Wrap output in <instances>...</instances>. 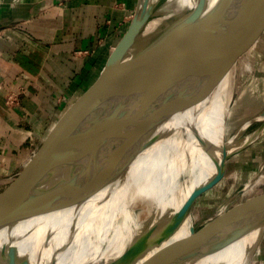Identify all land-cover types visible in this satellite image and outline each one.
Segmentation results:
<instances>
[{"label":"bare ground","instance_id":"obj_1","mask_svg":"<svg viewBox=\"0 0 264 264\" xmlns=\"http://www.w3.org/2000/svg\"><path fill=\"white\" fill-rule=\"evenodd\" d=\"M226 1L223 18L229 20L240 9L246 14L244 21L225 39L221 38L229 28H218L217 45L188 79L151 108L143 130L120 146L114 137L115 148L94 151L92 159L66 171L65 192L52 210L15 219L22 206L31 202L28 193L35 176L27 190L14 188L8 196L0 195V259L8 257L10 248L19 261L26 259L28 264H57V256L58 264H247L257 256L256 244L264 228L259 213L238 215L227 223L220 238L207 240L196 234L193 225L192 206L197 195L175 219L194 193L195 184L207 190L244 143L264 137V108L245 121L257 120L262 127L236 146L235 137L231 140L225 127L235 74L244 69L246 60L250 63L256 43H262L257 35L264 26V1L251 12H246L250 8L245 9V0ZM197 2L164 0L165 10L160 6L154 12L142 31L143 38L171 15L191 9ZM217 2L207 0L206 10ZM188 45L185 39L184 53ZM132 116L127 115L134 119ZM171 142L178 147L170 150ZM188 146L191 156L186 155ZM162 164L169 170L179 167L185 174L174 182L168 174L157 176ZM107 167L113 168L110 175L88 190ZM63 173L59 170L56 181ZM258 177L242 190L252 192ZM37 199L30 207H36Z\"/></svg>","mask_w":264,"mask_h":264},{"label":"water","instance_id":"obj_2","mask_svg":"<svg viewBox=\"0 0 264 264\" xmlns=\"http://www.w3.org/2000/svg\"><path fill=\"white\" fill-rule=\"evenodd\" d=\"M163 1L137 0L128 28L109 57L105 70L73 103L45 141H42L34 154L35 158L23 170L24 177L20 181L35 175L37 171L31 166L33 163L49 161L33 179L28 193L32 203L35 197L38 198L37 205L30 207L32 204L28 201L17 212L16 220L32 213H41V210H52L58 198L65 192L63 180L66 171L86 159H92L94 151L115 148L114 137L115 143L120 146L143 130L150 117L151 108L159 104L167 92L188 79L196 65L217 45L215 35L218 28H229L221 38L225 39L244 21L246 15L238 9L226 20L223 18L226 0H219L209 10H206L207 0H198L193 8L171 15L164 23L155 27L149 36L143 38L144 27L152 20L154 12L162 6ZM263 1L245 0V9L250 8L246 12L253 11ZM185 39L189 40V48L184 53ZM130 113H133L134 119L127 117ZM68 119L67 135L58 146L56 143L59 132L65 129ZM59 170L64 173L56 181ZM112 171L113 168L107 167L93 180L88 190L97 187ZM200 188L195 189L192 196L183 203L175 219L184 214ZM246 212L249 216L259 213L264 227V193L248 199L215 222L202 237L204 240L211 236L220 238L227 223L234 222L238 215ZM225 242L223 244L228 241ZM10 251L6 264H28L26 259L18 260L13 248Z\"/></svg>","mask_w":264,"mask_h":264},{"label":"crops","instance_id":"obj_3","mask_svg":"<svg viewBox=\"0 0 264 264\" xmlns=\"http://www.w3.org/2000/svg\"><path fill=\"white\" fill-rule=\"evenodd\" d=\"M136 2L0 0V183L29 161L42 127L53 125L58 110L47 100L85 66L80 52L120 34Z\"/></svg>","mask_w":264,"mask_h":264},{"label":"rangeland","instance_id":"obj_4","mask_svg":"<svg viewBox=\"0 0 264 264\" xmlns=\"http://www.w3.org/2000/svg\"><path fill=\"white\" fill-rule=\"evenodd\" d=\"M161 7V11H164L166 4H163ZM131 9L132 10H130L124 18V24L120 34L112 36L108 34L101 45L102 47L97 48L94 52H80L81 55L78 57L85 58V66H83L76 77L69 82L66 88L64 86L63 89H61L60 94L57 95L56 98L47 100L49 101L50 108L52 107L55 109L57 107L56 109L58 110L53 125L51 126L50 122L42 127L38 135V138L41 140L38 141L36 148L35 145H31L27 148L29 150V154L31 155L29 161L22 164L20 167L17 166L13 170L11 178H7V180L0 183V195L8 196L11 193V189L14 188L27 190L31 183L30 180L36 176V173L47 166L49 161L33 163L31 166H33L35 172L37 171L35 175L20 182L24 177L22 174L23 170L26 169L31 160L35 158L34 154L37 152L38 147L41 145L42 141H45V139L49 136L50 132L55 127L57 120L59 122V120L71 108L73 103L86 92V90L104 71L105 66L108 64L107 61L109 57L113 54L114 49H116L115 47L124 36L130 20L133 17L134 3ZM259 28L261 33L259 32L257 36L260 37L262 43H256L250 63L246 60V66H244V69H238L235 74V90L233 99L229 114L227 115V118H225V127L228 129V137H231V140L235 137V143L233 144L235 146L240 144L239 142L242 139H245L249 133L259 131L262 127V122L257 120L245 124L247 119L253 118L259 110L264 108V26H260ZM245 45L246 44H244V47H246ZM243 52L244 51H242V53ZM68 121L69 119L65 122V129L62 131L60 130L59 132L60 135L57 138L56 143L58 146L63 143L67 135ZM243 145L240 148L241 150L235 153L236 155H233L229 159L227 158L228 161L226 162V167L218 174V176H215L210 187L207 190L200 188L199 192H197V198L192 206V214L195 218H197H194L193 220L196 234H203L215 222L238 208L249 199L247 196L251 198L264 193V137L254 141H248ZM172 146L178 147L176 144H172L171 142V145L169 146L170 150H172ZM186 150V155L191 156L192 148L190 149L188 146ZM171 153L172 151H170V154ZM164 155V160L167 161V154L165 153ZM166 167V165L162 164L161 168H158L157 170V176H159L161 172L165 173V175L168 174V176H170V181L174 182L176 180H180L185 174L180 171L179 167L176 170H169V168ZM258 175L260 176L258 177ZM257 177L260 178L262 183L259 181L255 185L253 189L254 192H244L242 189L245 184L257 179ZM198 186L199 184L197 183L193 188L197 189ZM262 232L263 233L259 236L256 244V247L259 249V253L253 259H249L247 264H264V229ZM6 259H0V264H6ZM55 260L58 264V256Z\"/></svg>","mask_w":264,"mask_h":264},{"label":"built area","instance_id":"obj_5","mask_svg":"<svg viewBox=\"0 0 264 264\" xmlns=\"http://www.w3.org/2000/svg\"><path fill=\"white\" fill-rule=\"evenodd\" d=\"M7 100H8V102H10L11 100H12V96H7Z\"/></svg>","mask_w":264,"mask_h":264}]
</instances>
